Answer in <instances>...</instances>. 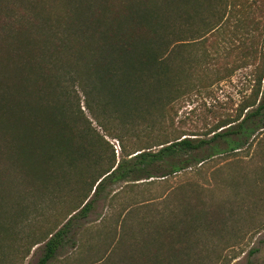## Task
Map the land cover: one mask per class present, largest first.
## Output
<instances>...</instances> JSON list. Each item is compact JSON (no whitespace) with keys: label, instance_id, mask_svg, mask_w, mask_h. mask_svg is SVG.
<instances>
[{"label":"trees","instance_id":"trees-1","mask_svg":"<svg viewBox=\"0 0 264 264\" xmlns=\"http://www.w3.org/2000/svg\"><path fill=\"white\" fill-rule=\"evenodd\" d=\"M233 1L0 0V195L22 175L32 190L51 192V184L80 199L59 229L32 244L43 243L35 264L54 259L110 185L176 175L238 152L264 129L262 67L234 121L204 138L165 139L168 108L194 81L212 83V32L227 27ZM183 45H198L199 59L184 58ZM105 136L118 141L117 161ZM5 230L0 214V237ZM119 260L135 264L132 255Z\"/></svg>","mask_w":264,"mask_h":264},{"label":"rangeland","instance_id":"rangeland-1","mask_svg":"<svg viewBox=\"0 0 264 264\" xmlns=\"http://www.w3.org/2000/svg\"><path fill=\"white\" fill-rule=\"evenodd\" d=\"M230 9L227 27L212 32V83L201 87L194 81V91L168 108L165 139L204 138L234 121L256 90L264 68V0H234ZM249 45L258 52L255 59L245 57ZM198 48L183 45L180 53L198 60ZM196 79L206 80L200 74ZM260 91L261 97L264 72ZM104 139L117 161L118 141ZM246 141L236 153H221L176 175L110 185L87 217L73 222L48 264H127L122 255L135 257V264H264V129ZM131 143L125 142L127 152L135 147ZM5 186L0 264H35L43 243L32 244L59 229L80 199L51 184V192L32 190L22 175Z\"/></svg>","mask_w":264,"mask_h":264},{"label":"crops","instance_id":"crops-1","mask_svg":"<svg viewBox=\"0 0 264 264\" xmlns=\"http://www.w3.org/2000/svg\"><path fill=\"white\" fill-rule=\"evenodd\" d=\"M62 264H65L64 261L62 262Z\"/></svg>","mask_w":264,"mask_h":264}]
</instances>
